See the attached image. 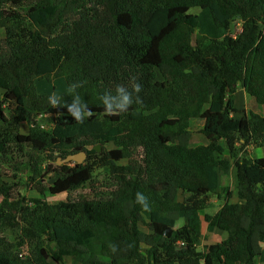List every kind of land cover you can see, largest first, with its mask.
Instances as JSON below:
<instances>
[{"label":"trees","instance_id":"obj_1","mask_svg":"<svg viewBox=\"0 0 264 264\" xmlns=\"http://www.w3.org/2000/svg\"><path fill=\"white\" fill-rule=\"evenodd\" d=\"M60 78L81 84L76 91L92 110L82 123L36 89V81ZM133 80L141 91L129 110L107 114L100 95L118 84L131 91ZM238 86L250 107L235 118ZM0 89V165L27 171L38 193L16 199L14 184L0 178V264L259 261L253 244L264 242V156L248 153L264 146V0H0ZM60 95L71 103L69 90ZM39 116L43 123L33 124ZM197 121L207 143L193 146ZM21 122L29 124L25 134ZM106 144L114 148L95 149ZM79 152L86 163L61 166L43 185L56 158ZM232 165L237 202L227 187L217 193L219 173ZM102 168L106 197L93 186ZM85 187L90 196H72ZM46 191L67 197L50 204ZM137 192L150 211L135 204ZM214 195L224 202L203 218L223 238L199 251L200 211ZM14 228L36 242L32 258L7 239Z\"/></svg>","mask_w":264,"mask_h":264},{"label":"rangeland","instance_id":"obj_2","mask_svg":"<svg viewBox=\"0 0 264 264\" xmlns=\"http://www.w3.org/2000/svg\"><path fill=\"white\" fill-rule=\"evenodd\" d=\"M192 13H196L197 10L194 9L191 11ZM239 31V25L237 23L234 24L233 28H232V32L233 34H236ZM157 79H161V76L159 75V72H157ZM35 86L38 92L41 93H45L47 95H52L53 93H56L58 95H60L62 92L69 90V87L67 86V84L65 83L64 79L60 78V79H54L52 82H48L46 80H39L35 82ZM237 88H241L240 86H238ZM241 90V89H240ZM237 91V89H236ZM3 90L0 89V99L3 95ZM22 101L18 102V105L21 106ZM234 104L237 105V109L238 112L234 115L235 118H240L243 115H249V102H246L244 97H241V92L239 93V95H236L235 92V96H234ZM4 112L6 115H9L8 110L5 108ZM33 124L35 123H43L42 118L36 117L34 119V121L32 122ZM46 126V125H45ZM29 129V124H27L26 122H21L19 125V131L21 133H27ZM193 135H192V145L196 146L199 144H205L207 141L205 139V137L199 133V129H200V124L197 121L194 125H193ZM100 149L99 151H106L109 150L111 148H114L113 144H106L103 147L99 146ZM258 149H264V146H260L257 147ZM81 154V152L79 153H75V154H71L70 158L68 159H59L56 158V165H58L59 167H57V171L52 172V173H48L45 175L44 177V181H43V185L46 186H51L53 184V182L58 178L60 172V167L63 165H66L67 167H69L70 169L72 168H76L79 165H82L84 163H86L87 157L86 154L85 156L81 159L78 160V156ZM42 156V155H41ZM222 157H226V156H222ZM120 165H124L126 164V160H122L119 162ZM233 169V166H232ZM108 174V169L107 168H102V169H96L94 171L93 174V186L98 190H100L103 194L104 197H106L111 190L105 185L106 183V176ZM29 173L25 170H21L20 172H14L12 169H10L8 166H2L0 165V178L5 181L6 183H9L12 186V194L14 196H16V194L20 195L18 196L16 199H19L20 197H24L26 200L30 199V198H34L38 196V193L33 190L30 186L29 180ZM229 188L233 194V192H235V178H234V174L231 176L228 175H223L221 174V182L218 188V191H221V195L224 193V189ZM223 190V191H222ZM91 189L89 187H85L82 189L77 190L76 192H74L72 194L73 197H77V195L79 193H81L82 195H86V196H90L91 195ZM67 197L66 193H58V194H51L49 192H45L43 195V199L47 202V203H58L59 201H63L65 200ZM181 199V196H178V200ZM237 199L234 198L231 201H236ZM2 200L0 199V202ZM215 205H209L207 209H205L204 211L201 212L202 218L205 215V213L211 212L214 209H218L219 205L221 204V201L218 202H214ZM141 228L145 229L143 227V225H140ZM201 232H202V236L200 239V244L198 246V250L201 251L203 250L204 245H208L211 243H215L218 241H221V239L223 238V234L220 231H209L208 229V223L207 221H205V219H202V223H201ZM5 235L7 236V239L9 241H11L15 246L14 249H16V251L19 252V256L22 257H33L32 254V250L34 248V245L36 242L33 241V239L31 237H27L24 236V233L21 232L19 229L14 228L13 230L10 231H6ZM22 241V243L20 245H18V242ZM44 247L45 250L49 251L51 246H50V242H45L44 243ZM253 248L254 251L256 253H259V251L263 250L264 252V243L260 244L258 242L253 244ZM66 264H71L72 260L71 258L66 257L64 259ZM254 264H262V262L257 261V258L254 260Z\"/></svg>","mask_w":264,"mask_h":264},{"label":"clouds","instance_id":"obj_3","mask_svg":"<svg viewBox=\"0 0 264 264\" xmlns=\"http://www.w3.org/2000/svg\"><path fill=\"white\" fill-rule=\"evenodd\" d=\"M80 86L81 84L78 81L69 85V93L71 96L70 104L63 102L62 96L56 93L47 97V102L52 107H64L67 113L74 118L76 123H82L86 118L92 115V110L89 108L87 102L83 101L82 96L76 91ZM140 91L141 85L133 80L131 91L118 84L114 91H105L100 95L99 99L107 114L118 115L129 110V107L133 104V94H138ZM135 102L140 103L138 96L136 97ZM135 204L140 205L144 212L150 211L147 197L141 192L135 194ZM110 248L111 251H116L114 245H111Z\"/></svg>","mask_w":264,"mask_h":264},{"label":"crops","instance_id":"obj_4","mask_svg":"<svg viewBox=\"0 0 264 264\" xmlns=\"http://www.w3.org/2000/svg\"><path fill=\"white\" fill-rule=\"evenodd\" d=\"M241 89V90H240ZM241 92V97H244V99H245V101L246 102H249V95L244 91V89L243 88H237V91H236V95H239V93ZM234 96H235V94H234ZM234 107L235 108H237V105L236 104H234ZM238 110V109H237ZM235 115V114H234ZM199 124H200V126H201V124H202V122L200 121L199 122ZM206 139V138H205ZM207 141V140H206ZM207 143V142H206ZM205 143V144H206ZM228 155V152L227 151H224V153H223V156H227ZM264 156V149H258V148H256V147H250V149H249V153H248V157H250V158H258V157H263ZM233 166V165H232ZM232 166L229 168V170H228V172L227 173H223V172H220L219 173V185H220V182H221V174H223V175H228V176H231V175H233V169H232ZM219 188V187H218ZM223 191V190H222ZM235 192H233V194H231V197L229 198V201L230 202H233V201H231L232 199H234V198H236L237 200L236 201H234V202H237L239 199H238V196H237V191H236V189L234 190ZM221 191H218V189H217V193H220ZM221 201V204L219 205V207L223 204V202H224V199H218V197L216 196V195H214L212 198H211V201H210V204L209 205H215V203L214 202H220ZM208 208V207H207ZM206 208V209H207ZM205 210V209H204ZM204 210H202V211H204ZM217 209H214L213 211H211V212H214V211H216ZM202 211H200V215H201V212ZM208 213H210V212H208ZM206 214V213H205ZM202 215H201V223H202ZM210 231V230H209ZM211 231H217L216 229H213V230H211ZM202 233V232H201ZM219 242V241H218ZM215 243H217V242H215ZM258 243H260V244H262V243H264V242H258ZM212 244V243H211ZM209 245V244H208ZM205 246V245H204ZM258 254V257H259V262H261V260H262V264H264V252H263V250H261V251H259V253H257Z\"/></svg>","mask_w":264,"mask_h":264},{"label":"water","instance_id":"obj_5","mask_svg":"<svg viewBox=\"0 0 264 264\" xmlns=\"http://www.w3.org/2000/svg\"><path fill=\"white\" fill-rule=\"evenodd\" d=\"M95 149H96V150H99V149H100L99 145H96V146H95ZM84 156H85V153H84V152H81V154L78 156V160H81ZM70 157H71V156L69 155V156H67L65 159H68V158H70Z\"/></svg>","mask_w":264,"mask_h":264}]
</instances>
